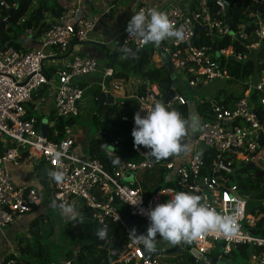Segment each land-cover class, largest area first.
Wrapping results in <instances>:
<instances>
[{
    "label": "built area",
    "instance_id": "2783aa9c",
    "mask_svg": "<svg viewBox=\"0 0 264 264\" xmlns=\"http://www.w3.org/2000/svg\"><path fill=\"white\" fill-rule=\"evenodd\" d=\"M224 1L231 0H212L209 5L207 0H189L185 4L173 1L159 10L168 16L174 27L184 31L183 41L170 38L169 46L162 48L168 54L173 71L184 75L189 88L197 86L199 82L205 84L217 79H231L226 69L227 60L241 59L240 54L234 53L232 46L218 47L217 41L225 37L240 40L246 38L242 31L244 23L240 25L238 33H233V36L228 34L230 27L228 22H225ZM247 1L253 10L246 17L255 22V36L259 41L247 47L252 50L257 49L260 42H264V25L261 20V14H264V0ZM0 7L6 10L10 8L4 0H0ZM139 11L148 13L150 10L139 6L133 15ZM78 12L79 6L62 12L47 24L40 35H36V29L33 27H24V33L30 40L37 39L36 48L11 44L0 49V133L10 140L8 145L0 142L3 148L0 155V234L18 216L31 212V204H35L38 199L36 189L27 184L15 185L11 178L9 166L18 165L23 152L38 162H45L51 170L59 169L64 172L65 179L62 183L51 179L55 201L72 206L83 202L101 228H105V219L108 218L118 222L125 230L128 242L119 251H109L108 254L112 258L109 264H160L155 255L146 258L148 253L156 250H141V246L130 236L132 229L125 223V217L129 214L135 215L138 220L149 226L148 211L167 201L162 200V196H167L169 200L178 191L201 196V202L216 212L231 214L235 211L238 224V230L232 236L202 234L196 240L183 241L186 245L195 248L202 255L210 256L211 251L215 250L214 247L221 244L220 254L216 256L217 261L229 259V254L239 245H251L262 250L259 254H251V262L264 264V232L258 236L249 232V229L254 228L264 217V213L255 215L249 211L248 194L239 192L238 186L231 181L229 172L225 170V165L250 166L254 169L256 178L264 181V61L262 70L254 78L242 82L245 88L233 105L226 106L221 102L211 104L203 117L198 116L197 131L193 133L189 129V135L184 141L191 142V153L174 173L179 189L160 188L151 195L137 181V175L154 168L172 171L176 159L181 154L159 161L151 159L148 150L133 146V123L124 135L113 137L108 148L117 147L123 141L129 142L132 151L143 160L138 163L120 160L110 173L97 158L82 154L76 149L74 124L64 127L58 141L50 140L48 134L53 126L50 125L51 122H45L48 131L47 135L43 136L40 131L42 120L37 125L36 119L29 114L26 107L32 101L33 95L42 87H46L53 93L54 117L75 119L79 115V105L84 95L79 81L97 70L96 60L71 52L69 58L63 60L51 75L44 67L47 59L55 57L58 52L68 50L72 42L87 40L95 19L78 18ZM196 25L199 30L205 32L210 44L197 42ZM123 32L125 34L121 49L129 44L137 49H143L147 45L136 36L129 35L126 30ZM113 76L112 68H108L104 73L105 78ZM112 88L119 90L120 85L115 84ZM100 91L102 95H106L110 89L105 83H101ZM158 94L155 85L148 84L143 89H135L132 98L137 102L136 112L139 111L143 116L144 111L150 110L155 103H162ZM185 104L186 98L175 93L173 99L165 106L176 110ZM179 113L183 117L182 113ZM122 120L126 121L128 118L123 117ZM99 134L109 136L105 131H99ZM205 151L209 152L211 157L208 165L205 161ZM57 153H60L59 158ZM127 174H132L131 184L123 183ZM112 196L123 206L124 214L118 209V204L113 203ZM136 202L138 203L133 205ZM98 240L104 241L99 238ZM197 261L210 264L202 259ZM11 263L13 261H9V264ZM180 263L181 260L167 262ZM48 264H70V260L58 259Z\"/></svg>",
    "mask_w": 264,
    "mask_h": 264
},
{
    "label": "trees",
    "instance_id": "16d2710c",
    "mask_svg": "<svg viewBox=\"0 0 264 264\" xmlns=\"http://www.w3.org/2000/svg\"><path fill=\"white\" fill-rule=\"evenodd\" d=\"M9 7H13V12L11 14V22L16 23L23 18L28 12L29 18L23 21V27L31 26L36 29V35H40L42 31L47 27V24L43 21V18L40 19L39 13L43 15L44 12H50L53 16H59L62 12H64V8H62L57 0H4ZM34 4L36 7L30 10L31 5ZM213 4L210 5L212 9ZM253 10L252 6L247 0H231V5L228 11V25L233 33H238L240 30V25L244 23L243 32L246 34V38L240 40L235 37H225L221 40L217 41L218 47L225 48L227 46H232L234 53L236 55L240 54L241 59L237 60L236 58H230L227 60V73L230 75L231 81H243L254 78L255 75L262 70L263 61H264V42H260L259 47L257 49H248L247 47L259 42L258 38L255 36L256 24L252 19H247V14ZM7 17V10L0 7V19ZM261 20L264 25V14H261ZM4 27L0 26V49H2L7 43L13 41L14 46H19L16 43V39L14 37H9L5 33ZM8 30L10 27L7 28ZM198 39L197 42L202 44H210V40L206 37L205 32L202 30H198ZM126 47L132 48L136 55L133 56H125L123 54L122 49H120L117 53V61L116 64L120 68V72H128L129 70L135 71L139 73V75L149 82L150 85H156L158 88V99L162 101L173 84V79L171 78V74L168 72L166 66L160 61L157 62L154 59V53L152 48H143L137 49L134 45L129 44ZM141 51L143 54L140 56ZM140 57V58H139ZM139 59V63L137 60ZM198 85H202V82H199ZM145 87L144 84L140 87L143 89ZM245 86L242 87V92L239 96H234L232 94H224V99L221 101L215 100L212 102H221L226 106L233 105L234 102L242 95ZM176 89V88H175ZM47 90L46 87H42L37 93L33 95V101L39 98L43 92ZM43 91V92H42ZM177 93V89H176ZM99 101L102 102L104 97L100 94L98 95ZM188 102V101H187ZM212 102H201L197 104L195 107V112L199 117H203L205 113L209 110ZM125 107L120 108L116 106H107L110 108L113 114H122L126 113L128 120L124 121L120 118H116L111 120V123L117 122L114 124V130H116V135H124L133 125V115L137 110V102L134 98L128 99L123 102ZM32 108V104L30 105ZM176 111L181 112L183 118L188 117V105H182L177 107ZM53 126L50 128L48 139L58 141L63 133L64 127L68 125L74 124V118L70 119H62L56 118L53 115H50ZM37 125L40 124L42 118H36ZM107 132V131H105ZM56 133V135H54ZM108 134V132H107ZM114 135L113 137H115ZM108 136V135H106ZM110 136V135H109ZM104 137V136H103ZM182 143H186L184 138L182 139ZM106 146L105 141L102 138H96L90 140L88 145V153L91 157L97 158L103 165V167L108 171L112 172V170L116 167V165L112 164V160L116 158L115 154L108 153L109 150ZM143 149L145 147L141 146ZM116 148L119 149V154L117 157L120 160H124L123 158H127L124 161L130 162H141L143 159L136 153H134L131 149V144L129 142H124L120 146ZM2 146L0 144V155L2 153ZM183 153V152H182ZM180 153V154H182ZM209 152L205 151V161L208 165L210 163L211 157L208 155ZM122 158V159H121ZM225 170L229 172V176L231 181L238 186L239 192L241 194H248L250 189H257L254 194L249 195V211L252 214L259 215L264 213V181L254 179L255 183H246L239 176V171L248 172L247 167H234L233 165H225ZM34 174L43 191L49 196L53 198V187L51 178L48 175L49 170H51L50 166L45 162L40 161L38 165L34 168ZM252 172V171H251ZM250 172V173H251ZM149 179L145 181H141L140 185L142 188L149 192L161 186V189L165 188H177L176 180L169 179L168 181L165 179L164 174L166 171L164 169L154 168L152 170H147L144 172ZM165 179V180H164ZM162 181H165L166 186H162ZM187 192V191H185ZM54 200V198H53ZM55 201V200H54ZM56 204H59L55 201ZM253 207H251V204ZM37 209L35 204H31V211ZM119 209V208H118ZM120 210V209H119ZM123 214L124 211L120 210ZM78 212L81 214L78 218L72 219L71 221H67L64 229L67 237L70 242L74 245V249L67 250L63 253L64 256H61L57 259L52 258L50 253H48L47 246L45 247V243H42V238L44 235L47 237L53 236L56 225L47 221L45 216L42 214L35 217L30 221L28 226L29 236L20 237L16 241L15 252L10 254L4 258L1 264H9V261H13L11 264H32L31 259H36L37 261L45 260L48 263L53 260H65L69 259L70 264H109L112 258L109 256L110 250H121L124 248L128 242L125 230L121 227L118 222H114L111 219H105V228L107 229V237L103 241L102 244L96 243L98 241V237L96 235L97 231L101 228L98 223L89 217L90 211L85 207L79 208ZM47 226V227H46ZM250 234L258 236L264 232V217H262L257 225L254 228L249 229ZM249 245H239L236 248L239 249L240 252L245 253L246 249ZM252 253L259 254L262 250L257 247L251 248ZM51 257V258H50ZM40 264V263H39Z\"/></svg>",
    "mask_w": 264,
    "mask_h": 264
},
{
    "label": "crops",
    "instance_id": "0c3cea01",
    "mask_svg": "<svg viewBox=\"0 0 264 264\" xmlns=\"http://www.w3.org/2000/svg\"><path fill=\"white\" fill-rule=\"evenodd\" d=\"M57 1L58 4L62 8H64V11L79 6V12L77 14L78 18H85V17L94 18L95 24L91 32L89 33L86 41L72 42L68 50L62 53L58 52L55 57L47 59L46 62H44V67L46 68L47 72H49V74L51 75L52 71H54V69L58 65H60L62 61L67 58V56L69 58L68 54L70 48L71 49L73 48L72 54L78 53L80 55H84L85 53H87L89 57L96 60L97 70L93 74L81 78L79 84L84 91V95L87 93L96 105V112L94 110L90 111V118H93L95 120L96 117L101 118L103 116L100 122L102 128L101 130L99 129L98 131H107L110 136L103 137L100 136L99 133H97L94 136H88L86 132L87 130L85 128L83 129V134L79 133L81 129H78L76 123L74 122V125L76 127L74 138H75V142L78 145L85 147V149L88 148L90 140L99 137L105 141L106 146L108 147L110 145V141L113 138V136L116 135V133H118L116 132V130H114V124L116 125L117 122L115 121L114 123H111L110 121L116 119L117 117L122 119L123 117H125L126 113L123 112L122 114H118V115L113 114L111 109L107 108V106H111V107L116 106L117 108L125 107V104L123 105V102L127 101L128 99H131L133 97L135 89L140 88L142 84L146 86L147 81L144 80L139 75V73H136L135 71L132 70L121 73L120 68L117 66L116 63L112 64V69L114 70V76L112 78H105L104 73L108 69V65L110 61L106 60V58L104 57V52L99 47L95 45H90L89 43L104 44L108 47L111 53L116 43L118 42L120 35L123 33V31L126 30L127 23L131 19V16L133 15L137 7L145 6L146 8H149V10L155 9L159 11L163 7H167L173 1L175 3L178 2L180 4H185L189 0H57ZM44 15L45 13H43V21L46 24H48L50 21L54 19V17H56L53 16L49 11L47 12L46 19H44ZM169 43H170V39H166L164 41H161L159 45L147 43L145 48H152L154 53V59L157 62H159L160 59L156 54V50L162 47L169 46ZM19 47L22 46L19 45ZM36 47H38L37 39H33V40L29 39L27 46L23 48H36ZM120 49L121 46L119 50ZM116 60H117V56H116ZM101 83H105L107 87L110 89L109 93L113 97V103L111 105L105 104L106 95H102L100 93ZM115 84L120 85L119 90H114L112 88V86ZM190 89L192 88H189L188 90ZM100 94L104 97V100L102 102L99 101L98 95ZM239 95L240 94H237V96ZM31 104H32V109H34L43 120H46L47 122H51L50 125H53L52 119L50 117V115H53V93L48 88L35 101H33L32 99V101L26 105L27 109L31 108L30 106ZM80 105L83 106V111L86 110L88 111L90 107L86 99H84L83 103H80ZM188 113H189V106H188ZM196 116H198V114H196ZM132 120L134 123V119ZM5 144L8 145L7 142H5ZM106 146L104 147V149L106 148ZM107 150H109V148ZM109 152L112 153V151L110 150ZM123 159L126 160L127 158H123ZM39 162L22 152L21 158L19 160V164L15 166L13 165L9 166L11 172V178L14 184L15 185L27 184L33 187L37 191L38 199L37 202L35 203V205L37 206L36 210L29 212V214L26 213L18 216L10 226L11 231H7V232L4 231L0 234V264L2 263V261L6 256L15 252L14 245H16V241L12 240L13 242L9 243L10 246L5 247V245L8 243L4 244L2 242V239L4 238L7 240L8 235L11 233H17L21 237L29 236L28 226L30 221L41 214L45 216V218L47 217L45 214L46 210L42 205V199H41L42 195L44 194V191L40 186V184L38 183L36 176L34 174L35 171L34 168L36 165H38ZM140 174L139 176L142 177V178L140 177L141 181H145L149 179V177L144 172L142 175ZM165 178L167 181L169 179L170 180L173 179L170 174H168L167 177ZM137 181L139 183L141 182L139 181V179H137ZM46 219L48 222L50 221L48 218ZM55 230L53 237L56 236ZM6 234H7V238H6ZM12 236L13 239L16 237L15 235ZM230 259L232 260V264H233L234 263L233 258L230 257ZM250 263L256 264L254 262H250ZM32 264H36V263H32Z\"/></svg>",
    "mask_w": 264,
    "mask_h": 264
},
{
    "label": "clouds",
    "instance_id": "9594fccd",
    "mask_svg": "<svg viewBox=\"0 0 264 264\" xmlns=\"http://www.w3.org/2000/svg\"><path fill=\"white\" fill-rule=\"evenodd\" d=\"M126 31L144 43L154 45L170 38L179 41L184 39L183 29L174 27L165 13L155 9L148 13L139 11L132 15ZM122 51L125 56L136 55L130 47H124ZM144 112L143 116L139 111L134 115V127L131 132L134 147H145L148 149L147 153L157 161L190 151L191 146L182 143V139L189 135V129L193 133L197 131L199 124L195 118L189 122L178 111L169 109L160 102ZM56 155L59 158L60 153ZM119 163L120 158L116 156L112 164ZM48 175L56 183H62L65 179L64 172L59 169L49 170ZM201 199V196L191 192H176L171 199L148 211L149 226L145 233L137 235L133 229L130 236L146 252H150L154 250L158 236L171 244H178L181 241L196 240L202 234H219L225 237L234 235L238 230L236 212H216L202 203ZM58 207L69 219H76L80 215L70 204L61 202ZM107 234L106 228H100L96 233L100 240H105Z\"/></svg>",
    "mask_w": 264,
    "mask_h": 264
},
{
    "label": "rangeland",
    "instance_id": "374dc122",
    "mask_svg": "<svg viewBox=\"0 0 264 264\" xmlns=\"http://www.w3.org/2000/svg\"><path fill=\"white\" fill-rule=\"evenodd\" d=\"M34 7H36V6L34 4H32L29 11H31V9H34ZM29 13L30 12H28L25 16H23V18L21 20H19L16 23L10 22L8 25H3V26H6V27H4V29H5L4 31H5L6 35H8L9 37H14L16 39V43L22 47L27 46V44L29 42V39L27 38L26 34L24 33V27H23V22H22V21H25L29 18ZM44 13H45L44 19H46L47 12H44ZM8 27H10L9 30L7 29ZM173 75H174L173 84H174L175 88L177 89V94L183 96L188 101L189 113H188V117H186L185 119L188 120L189 122L193 118H195L199 123V117L196 116V114L194 112L197 104H199L201 102H212L215 100L221 101L224 93L225 94H232V95L236 96L237 94L241 93V90L243 87V85L241 84V81H231L228 79H217V80L210 81V82H207V83L202 84V85H197V86L193 87L192 89L188 90L186 88L187 80L184 77V75L182 73H180L179 71H176V70L173 71ZM84 99L87 100L90 107H89L88 111L87 110L83 111V106L79 105V115L77 116V118L74 119V122L76 123L77 128L81 129V131H79V133L83 134V129L85 128L87 130L86 132H87L88 136H94L97 133H99L98 130L99 129L101 130V128H102V125L100 122H101L103 116L101 118L96 117L95 120L93 118H90V111L94 110L96 112V105L87 93L85 95H83L80 103H83ZM28 112L33 117H36V118L40 117V115H38L37 112L32 108L28 109ZM0 142H7L9 144L10 140L5 135L0 133ZM186 143H188L191 146L190 151L187 153H182L181 156L176 159L174 169L172 171H166V173L164 174V177H167V175L170 174L171 177L174 178L173 173H175L178 170L179 164L188 158V156L192 150V145H191V142L189 140H186ZM75 146H76V149L79 150L82 154L89 155L88 149H85V147L78 145L77 143L75 144ZM199 146H201V145L199 144ZM142 174H140V175H142ZM130 176H132V174H127L126 178L123 179V183H125V184L130 183L131 184L132 181H131ZM239 176H241V179L248 184L255 183L254 179L256 178V175H255L253 168H249L247 173L245 171H239ZM137 177H138L139 181H141L140 180L141 176L137 175ZM261 183H264V182H261ZM161 185L166 186L165 181H162ZM256 191H257V189H250V191L248 193H249V195H251V194H254ZM41 199H42V205L44 206V208L46 210V213H45L47 216L46 218H48L51 222H53L56 225V230H55L56 236L55 237L52 236L50 238V237H47L46 235H44L42 238V243H45V247L47 246L48 253H50L49 256H51L54 259H57L61 256H64L63 253L66 252L67 250H70L71 248L72 249L75 248L74 245L70 242L69 238L67 237V235L65 233V229H64L66 222L71 221L72 219L65 217L62 214L61 209L58 207L59 204L55 203L56 206H54L55 201L53 200L52 197H49L45 192L42 195ZM162 200L166 201V200H168V197L162 196ZM73 207L78 212V209L83 208L84 205H83V202H79L76 205L74 204ZM117 207L120 210L124 211V208L120 203L117 205ZM251 207H253L252 204H251ZM249 208H250V206H249ZM80 216H81V214H80ZM137 223H138V227L140 229L146 230L148 227L140 219L138 220ZM11 225L12 224L8 225L5 228L6 232L11 231V227H10ZM12 235H15L16 237L13 239ZM19 236L20 235L17 233H11L8 235V238H9L8 239L7 234H6L7 240L3 238L2 242L4 244L8 243L5 245V247L10 246L9 243H11L13 241H17V239H19L21 237V236L20 237ZM174 245L175 244H171L168 241L163 240L159 236L156 238V246H155L154 250L160 252V254L155 255L158 257L160 264H167V262L179 261V260H181L180 264H204L203 261L190 262V254L186 250H180L178 252L162 254L163 251L174 247ZM14 246H16V245H14ZM251 248H252V246L249 245L248 248L246 249L245 253L240 252L238 248L233 249V251L229 254V257L233 258V262H234L233 264H251L250 263L251 262L250 257L252 254ZM214 249L215 250H212L210 253L211 257H216L217 255L220 254L218 251L217 245L214 247ZM31 263L48 264V262L45 260H42L39 262L36 259H31Z\"/></svg>",
    "mask_w": 264,
    "mask_h": 264
},
{
    "label": "water",
    "instance_id": "95a60500",
    "mask_svg": "<svg viewBox=\"0 0 264 264\" xmlns=\"http://www.w3.org/2000/svg\"><path fill=\"white\" fill-rule=\"evenodd\" d=\"M211 1L212 0H207V4L209 5ZM230 5H231V1H224L225 22L226 23L228 22L227 19H228V11H229ZM191 7H192V3L189 6V10L191 9ZM13 9H14V7H11V8H9L7 10V17H6L5 20L0 21V26L8 25L11 22V14L13 12ZM39 17H40V19H42L43 15L41 13H39ZM198 30H199V27L196 25L195 26V31H198ZM124 34H125V32H123L120 35L119 40L116 43V45H115V47H114V49H113V51L111 53H110L108 47L106 45H104V44L89 43L90 45H95V46L99 47L104 52V57L106 58V60L110 61L109 65H108V68H110V69L112 68V64H115L116 61H117L116 60V56H117V53H118L119 48L121 46ZM228 34L230 36H233V32L230 29L228 31ZM12 43H13V41H10L9 43H7L6 46H10ZM71 52H72V49L70 48L68 55H70ZM142 54H143V51H141L140 56ZM156 54L159 57L160 61L166 66L168 72L171 74V78L174 79L173 67H172L171 63L168 61V54L163 50V48L157 49L156 50ZM83 56L88 57L89 55L87 53H85ZM137 63H139V59L137 60ZM148 84H149V82H147V85ZM186 88L189 89L188 86H186ZM175 93H176L175 86L172 85V87L170 88V90L166 94L165 98L162 100V103L164 105H166L168 102H170L173 99ZM112 103H113V97H112V95L110 93H107L106 94L105 104L106 105H111ZM211 104H215V102H212ZM45 122H46V120L42 119V122H41V125H40V131H41L43 136H46L47 135V131H48V126H47V124ZM109 150L112 151V153L115 154L116 156H117V154L119 152V149L116 148V147H109ZM151 159H154V158L151 157ZM248 168H251V167L248 166ZM159 190H160V186L152 189L150 193H151V195H153L156 192H158ZM112 198H113V203L115 205H117L118 201L116 200V198L114 196H112ZM89 217L92 218L91 215H89ZM137 222H138V218L135 215L129 214V215H127L125 217V223L128 225V227L130 229H132V230L135 229V232H136L137 235L143 234V231L140 228H138V223ZM96 243L102 244L103 241H99L98 240ZM217 248H218V251L220 252L221 249H222L221 244H217ZM141 250L143 252H145V250L142 247H141ZM180 250H186V251L189 252V254H190V262H195V261H197L199 259H202V260H204L206 262L209 261L210 264H232V260L230 258L227 259L226 261H217L216 257H210L209 255H202L195 248L186 245L183 241L179 242L178 244H175L174 247L163 251L162 254L178 252ZM157 254H160V252L159 251H154L153 253H148L146 255V258H151V256L157 255Z\"/></svg>",
    "mask_w": 264,
    "mask_h": 264
}]
</instances>
